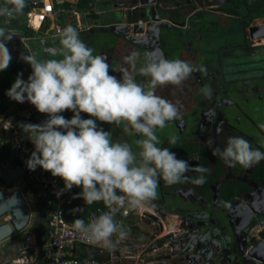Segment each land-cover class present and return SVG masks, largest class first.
<instances>
[{"label": "flooded vegetation", "instance_id": "flooded-vegetation-1", "mask_svg": "<svg viewBox=\"0 0 264 264\" xmlns=\"http://www.w3.org/2000/svg\"><path fill=\"white\" fill-rule=\"evenodd\" d=\"M222 1L129 0L125 7V23H100L91 30L83 27L79 31L80 38L94 49L93 54L105 56L116 70L113 72L110 69L109 74L118 78L121 69L127 68L138 83L147 86L151 77L140 73L139 68L144 66L151 53H156L157 57L181 59L200 69L180 86H157L155 92L175 104L179 111L178 118L157 132L161 141L158 146L170 148L177 158L189 160L192 165H203L209 172L204 174L205 182L199 185L192 182V178L201 175L195 171L186 173V178L177 184L169 185L160 180L157 197L147 207L154 208L164 218L176 223L175 232L169 236L176 246L170 252L144 254L153 262L215 264L216 243L221 238L217 219L233 215L228 206L233 202L242 203L245 187L256 191L252 196L256 202L259 189L264 186V160L251 168L239 164L229 167L211 150L212 146L226 145L231 136H243L253 148L261 150L264 133V125H261L264 122V39L252 40L247 33L254 16L248 13V7L244 12L241 7L237 8L236 0ZM197 5H201L200 12L206 16L200 30H197L195 20ZM213 11L241 18L236 32L238 37L233 41L228 39L225 47L214 48L212 44L215 36L211 32L212 24L208 16ZM119 24L130 26V32L126 29L108 30V27ZM134 25H141L143 33H135ZM132 52L139 54L135 68L124 59ZM205 88L210 90V94L205 93ZM61 115L71 119L74 113L65 110ZM81 115L90 118L87 113ZM97 123L105 131H110L114 142L129 143L132 151L139 155L142 150L136 143L140 139L139 134H129L123 123ZM172 137L177 138L175 144L170 143ZM133 222L130 224L134 227L131 232H145L148 242L144 245L149 247L158 227L151 222L152 230L139 229L137 223L140 222ZM205 233L209 234L203 241L208 261L201 258V252L194 246L185 244L190 239L199 240ZM213 236L220 238L215 240ZM243 248L245 241L239 237L236 239V250L232 253H239ZM227 260L226 264H239L236 257ZM245 264L251 263L246 261Z\"/></svg>", "mask_w": 264, "mask_h": 264}, {"label": "clouds", "instance_id": "clouds-1", "mask_svg": "<svg viewBox=\"0 0 264 264\" xmlns=\"http://www.w3.org/2000/svg\"><path fill=\"white\" fill-rule=\"evenodd\" d=\"M9 3L10 7L0 5V16L21 14L26 7V0ZM14 37L13 30L0 27V72L12 62L7 44ZM60 45L58 55L62 58L42 60L36 54L23 55L21 59L31 66L32 74L24 80L23 73H19L5 93L10 100L21 104L27 101L38 112L47 114L41 124H22L23 132L34 145L26 161L30 171L40 167L53 177L62 178L64 188L57 196L74 186L80 187L78 196L86 205L103 201L110 208L123 209L124 215L139 211L154 200L161 179L173 185L184 180L189 171H195L201 175L192 178V182H205L207 167L192 165L189 160L177 158L170 148L159 147L157 135L179 116L175 104L155 94L157 86H180L199 68L181 59L151 53L139 68L140 73L151 77L145 86L127 68L121 69L119 78L110 75V69L116 70L105 56L93 54L94 49L71 24L61 32ZM138 55L132 52L124 58L125 62L135 68ZM204 91L210 94L209 89ZM65 110L74 113L71 119L61 115ZM81 113L90 118H83ZM97 121L123 123L129 134H139V155L129 143L114 142L110 131ZM176 142V137L170 139V143ZM211 150L229 167L239 164L251 168L264 160V151L253 148L243 136H231L226 145L212 146ZM73 228L106 249L115 248L128 236V230L110 213H103L88 224L77 218ZM15 264H24V260L17 259Z\"/></svg>", "mask_w": 264, "mask_h": 264}, {"label": "built area", "instance_id": "built-area-1", "mask_svg": "<svg viewBox=\"0 0 264 264\" xmlns=\"http://www.w3.org/2000/svg\"><path fill=\"white\" fill-rule=\"evenodd\" d=\"M26 3L31 7V11L27 15V27L32 32L39 35L45 25L54 19L57 10L52 0H26ZM74 14H76L77 18L75 16L72 26L80 31L83 29L84 25L83 18L80 17L76 9L74 10ZM94 27V25H88L86 29L91 30ZM64 28L65 27L60 25L56 26L52 34H49L48 32L51 30H48L46 32L48 34L47 37H60ZM37 112L38 110L27 101L21 104L10 100V106L3 112L0 118V148L7 146L14 152L16 165H20L24 170L22 180L27 184L30 183L33 186L39 187L42 190L43 198L47 202L49 228L42 239V243L38 246V253H40L41 256L39 264H122L121 260L123 258L135 260L137 257L142 258L143 262L146 264H165L164 262H153V260H149V257L144 256V254H148L152 251H154L155 254L160 251H173L176 245L174 244V239L169 236L172 235L175 230L167 226V222L165 221L166 218L156 212L154 208L147 206L139 211H131L128 215L123 214V209H117L115 207L110 208L109 206L100 207L90 215L86 222V224L92 222L103 213L112 214L117 223H121L125 229L130 225V220L138 219L137 221L147 220L152 222L159 230L152 244L147 248L144 245V250L141 254L132 256V252L123 247L129 244L127 239H125L115 248L110 249L111 261L109 262L82 258L78 255L80 246L100 247V244L93 243L79 232H76L73 228L74 222L67 219L65 204L68 200V191H65L61 196H57V193L64 188V181L60 177L48 176L45 171H39L37 169L35 171H30L26 166V161L32 153L33 143L23 132L24 129L22 124H37ZM14 189L15 187L12 190ZM82 205H84V202L75 207L74 210L76 211L74 212H77ZM146 213L155 216L161 224L150 220L146 217ZM153 245H155V249L149 251V248ZM103 249L106 248L103 247ZM125 254H129V256H125ZM17 259H23L24 264H38L36 263L37 260L29 254L23 257L18 256L12 258L7 262L15 264Z\"/></svg>", "mask_w": 264, "mask_h": 264}, {"label": "water", "instance_id": "water-1", "mask_svg": "<svg viewBox=\"0 0 264 264\" xmlns=\"http://www.w3.org/2000/svg\"><path fill=\"white\" fill-rule=\"evenodd\" d=\"M64 1L65 0H56L57 3H62ZM120 29H126L129 31L130 26L119 24L108 27V30L111 32H116ZM140 29L141 25H134L135 33L142 34L143 30ZM248 33L252 40L263 39L264 25H253L249 28ZM29 35L30 37L25 40V45L30 50L31 54L38 55V53H41L45 57L53 55V52L49 47L51 43L60 40V38L43 39L42 37H38L34 32H30ZM262 136L263 144L260 145V148L264 151V133H262ZM23 175L24 170L20 165L0 169V181L9 188L17 185V183L22 180ZM245 191V198L242 203L235 204L233 202L229 204L228 208L231 209L233 215L217 219V223L220 225L218 226L220 227L221 238L213 236L215 240L216 238H220L216 243L217 248L213 257L215 264H226L228 261L227 259L230 257H236L239 264H245L246 261L251 264H264V238L261 236V233L253 236V231L257 227H264V186L259 189L256 202L252 199V196L256 194V191L253 188H247ZM6 215H10L11 219L9 222L0 226V244L16 234L23 233L31 225L32 211L25 196L19 189H15L11 193H6L0 189V219ZM146 217L155 223L161 224V222L150 213H146ZM165 221L167 223L173 222L172 220L167 219H165ZM175 225L176 223L173 222V229H176ZM205 234L206 235H202V237L200 236L199 240L190 239L189 241L187 240L185 244L186 246L190 244L191 246H194L197 251L201 252V258L208 261L209 258L205 255V243L203 244V241L209 237V234ZM181 236L182 233L179 237ZM239 237L243 238L245 241V248L239 253H232L233 250H236V239ZM154 249L155 245L151 246L149 251Z\"/></svg>", "mask_w": 264, "mask_h": 264}, {"label": "crops", "instance_id": "crops-1", "mask_svg": "<svg viewBox=\"0 0 264 264\" xmlns=\"http://www.w3.org/2000/svg\"><path fill=\"white\" fill-rule=\"evenodd\" d=\"M99 1L100 0H93V1H91L92 4H89V6L91 7L89 9H93V10L95 9L98 12H97V14L95 13L96 17L95 18H91L90 20H89V17L88 18L87 17H82L83 18V24H84L83 27H86L88 25L96 26L97 24H100V23L102 24V22H104L105 19L106 20H111L110 18L108 19L107 17L105 18V16H103V13L106 10H108V11H106L108 13H120V15L122 16L123 19L119 20V21L124 22V23L126 22L127 14H126L125 7L127 6V3L129 2V0H121L119 2L117 0H112V4L110 6H106V4H105L104 8H102L100 5H102V3L105 2L106 0H101L100 2ZM210 1H212V0H210ZM54 2L58 5L57 8L54 6L55 9L57 10V14L55 15L54 19L51 20V22H49V23H47L45 25V27L43 28L42 32L38 35V37H42L43 39L44 38H49V36L47 37L48 34L46 33L48 30H51L48 33L52 34V31H53V29L56 26L60 25V26L66 27L67 24H69L70 21L66 22V23H63V21L61 20V16L58 13L61 10V12L64 13L63 16L70 19L69 13L71 12V10L74 11L75 9H77V10L79 9L78 7H79L80 0H65L62 3H57L56 0L55 1L52 0L53 4H54ZM225 2H226V0H225ZM235 3H237V8L241 7L242 10L244 11L245 8L248 7V13H253L254 14L253 18H251L249 27L247 28V33L249 32V28L251 26H253V25L254 26H262V25H264V0H236ZM249 3H251V5H248ZM196 8H197V14H196V19H195L196 20V28H197V30H200V25L202 24V21H203V19L206 18V16L203 15L204 13L200 12L201 5H197ZM217 13L218 12H215V11H213V13L209 12L210 16H208L210 18V23L212 24L211 25V28H212L211 32L213 33V36H215L214 39H213L214 41H212V44L214 45V48L215 47L216 48L223 47V46L225 47V45L228 43V39L230 41H233V40L236 39V37H238L236 32L238 31V25L240 24V20H241V18L237 17V16H233V15H226L225 16V14L222 13V12H221V14H217ZM238 18H240V19H238ZM17 21H18L17 22L18 24H20V23L22 25H23V23L25 24V22L22 23L19 20H17ZM115 23H118V22H115ZM107 24H110V23L106 22V25ZM24 26L25 25H23V27ZM26 27H27V25H26ZM30 32L31 31H29L24 36L20 35V33L15 35L16 43L20 40L21 43L24 45V53L21 54L20 52L14 51L13 49L9 50L10 54H11V56L13 58L12 60H15V58H17V57H22L24 54L25 55L31 54L30 50L25 45V40H27L28 37H30V35H29ZM57 38H60V37H57ZM60 46H61L60 45V40H58V43H56V42L51 43V45L49 47L51 48V51L53 52L52 53L53 55H49V57H45L44 55H42L41 57L39 56L38 58L42 59V60L58 58L59 55L57 53L56 48H60ZM15 80H16V76L13 73V71L10 70V71H6V72H0V86L11 85V84H13L15 82ZM5 105H6V108H3V106H1V100H0V118L3 115V112L10 106V100L7 101V103ZM36 117H37L36 119H37V122H38L37 124H41L47 118V114H43V113L37 112ZM32 146H33V149H32V152H33L34 151V145H32ZM9 151H10V156L7 159H3V160L0 161V168H4V167H10L11 168V167H13L14 164L16 165L14 152H12V150L10 148H9ZM37 170L45 171V170H43L40 167H38ZM45 172L47 173L48 176H52L50 172H48V171H45ZM22 183H23V185L25 187L27 186V183L24 180H21L19 182L20 186L22 185ZM3 186L6 187V188H9V187H7L5 185H3ZM12 188H14V187H12ZM15 189H16V186H15ZM245 190H247V187H245L244 191ZM81 191H82V189L80 187H76V189H75V186H74L70 191H68V197L71 194L80 193ZM29 193H31V192H29ZM32 197H34L33 194H32ZM28 204H29V202H28ZM32 204H33V206L31 204H29L30 208H31V211H32V218H33V208H34L35 211H36V222L40 223L41 219H43V215L40 213L39 209L35 206L34 200H33ZM45 217H47V214L45 215ZM137 220L138 219H134L133 221H137ZM41 226H42V228L44 227L40 223V227ZM48 228H49V221H48V217H47V228H45V229L47 230ZM27 230H25L24 232H27ZM35 230H36V227H35ZM259 233H261V236L264 238V235H263L264 227H257L254 230L253 235H258ZM20 234H23V233H20ZM30 234H32V233H30ZM32 235H34V237H35L34 233ZM15 236H13V237H15ZM10 239H8V240H10ZM35 239H36V237H35ZM8 240H6L5 242H7ZM38 246L39 245H38L37 240H36V246L34 248V250H35L34 251V257L33 256L32 257L35 258L37 260L36 263L39 264L41 257H39L40 253H38ZM12 248H15L14 244L13 245H9L5 252H7V251L9 252ZM4 254L5 253L0 255V256L3 257L4 264H7L6 262L8 260H10L12 258H16V257L19 256V255H16V254H15L14 257L12 255H7V254H10V252L6 253L5 254L6 256Z\"/></svg>", "mask_w": 264, "mask_h": 264}, {"label": "trees", "instance_id": "trees-1", "mask_svg": "<svg viewBox=\"0 0 264 264\" xmlns=\"http://www.w3.org/2000/svg\"><path fill=\"white\" fill-rule=\"evenodd\" d=\"M53 1H55V0H53ZM91 1H93V0H80L78 10L86 9V7H89V4ZM5 4H8L9 7L11 6L9 3V0H0V5H5ZM105 4H106V6H110L112 4V0H106L100 6L102 8H104ZM54 6L56 8L58 7V5L55 2H54ZM30 11H31V7L26 3V7L23 9V12L21 14H16L12 17L0 16V27L5 28L6 31L7 30H13L15 35L18 33H20V35H22V36L26 35L30 31V29L26 27L27 15ZM94 14H90L89 15L90 18H95L96 15H94ZM17 20L21 21L22 23L25 22V24L23 23V25H25V26L23 27V25L21 23H20L21 25L18 24ZM7 46L9 48V50L13 49L14 51H18L21 54L24 53V45L21 43L20 40L16 43L15 37L11 41L8 42ZM9 69L11 71H13L16 78H17V75L22 72L24 80H27L28 77L32 74L31 66L29 64L25 63L21 59V57H17V58H15V60H12L9 68L3 72L10 71ZM11 85L0 86V100H1V106H3V108H6L5 104L7 103V101L10 100L6 96L5 93L8 89H10ZM9 156H10V151H9V148L7 146H5L4 148H0V161L3 159H7ZM15 166L16 165L14 164L13 167H15ZM0 184L5 185L1 181H0ZM75 189H76V186H75ZM26 191L31 192L33 194V196H34L33 200H34L35 206L39 209L40 213L43 216L46 215L47 211H48V205H47L46 200L43 198L42 190L39 187L33 186L32 184L29 183L26 186ZM83 202H84V200L78 196V193L69 195L68 200L65 204V214H66V217L69 221L74 222L75 219L81 218L85 221V224H86L87 219L90 217V215L94 211H96L100 207L107 206L103 201H98V202H95L91 205H86L84 202V205H82V207H80L77 212H74L75 207L79 206ZM130 221H131L130 224L134 223L133 220H130ZM41 228H42V226L40 227V223H36V230L34 228V231H33L35 234L38 245H40L42 243V239H43L44 235L47 233V230L44 227L42 229ZM133 228H134L133 226L129 225V227H127L126 230H128V232L132 233L131 230H133ZM263 235H264V233H263ZM78 255L82 258L97 259V260L102 261V262L111 261L110 249H103L100 247L80 246L78 249ZM39 257H41V256H39Z\"/></svg>", "mask_w": 264, "mask_h": 264}, {"label": "rangeland", "instance_id": "rangeland-1", "mask_svg": "<svg viewBox=\"0 0 264 264\" xmlns=\"http://www.w3.org/2000/svg\"><path fill=\"white\" fill-rule=\"evenodd\" d=\"M117 1L119 2L121 0H117ZM90 4H92V2H90ZM89 8H91V7L90 6L86 7V9H82L81 11L76 9V11L80 15L81 18L85 17V16H87V18H88V16L90 14H94V13L97 14V12H98L97 10H95V9L93 10V9H89ZM58 14H60L61 20L63 21V23L70 21L69 24H71V25L74 24V18L76 16V14H74L73 10H71V12L69 13L70 19L64 17L63 16L64 13H62L61 10ZM103 16H105V18L107 17L108 19L110 18L112 20L111 21V20L105 19V21L102 22L103 25H106V22L107 23L120 22L119 20L123 19L122 16L120 15V13H106V11H105L103 13ZM76 18H77V16H76ZM90 19L91 18L89 16V20ZM69 24H67V25H69ZM41 55H42L41 53H38L37 56L39 57ZM261 125L263 126L264 122L263 123L261 122ZM15 186H16V189H20L22 191L27 202H29V204H31L33 206L32 194L26 191V187L23 185V183L21 186L19 183H17V185H15ZM0 189L5 191L6 193H11L15 190V189L12 190L13 188H11V189L6 188L3 185H0ZM10 219H11L10 215H6L2 219H0V226L3 225L4 223L9 222ZM137 222H140V223H137V227H139V229L142 228V229H146V230L147 229L152 230V228H154L152 225H150L151 222H149L147 220H142V221H137ZM36 223H37L36 222V211L33 208V218H32L31 225L29 226L27 232H23V234H17L15 237L11 238L7 242H3L2 244H0V255H2L3 253L6 254V253L10 252V254H7V255H12L13 257L15 256V254L19 255L20 257H23V256L28 255V254L30 256L34 257V251H35L34 248L36 246V239H35L34 235H32L34 233L32 231L36 227ZM40 223L44 226V228H47V217H45V215L43 216V219H41ZM30 233H32V234H30ZM126 239H127L129 244L124 245L123 247L125 249H128L130 252H132V256H137V255L141 254L142 251L144 250V244L146 242H148V238L146 237V233L145 232L143 233L142 231H139L138 233L128 232V236ZM13 244L15 245V248H12L9 252L8 251L5 252L7 247L9 245H13ZM100 247L103 248L102 245H100ZM125 256H129V254H125ZM121 262H122V264H146L145 262H143L142 258H139V257H137L135 260L123 258L121 260ZM6 263L12 264V262H6ZM0 264H3L2 256H0Z\"/></svg>", "mask_w": 264, "mask_h": 264}, {"label": "bare ground", "instance_id": "bare-ground-1", "mask_svg": "<svg viewBox=\"0 0 264 264\" xmlns=\"http://www.w3.org/2000/svg\"><path fill=\"white\" fill-rule=\"evenodd\" d=\"M173 223H167L168 227H172Z\"/></svg>", "mask_w": 264, "mask_h": 264}]
</instances>
